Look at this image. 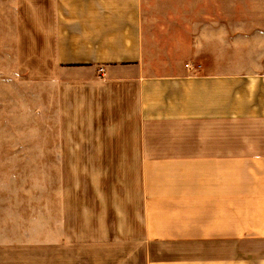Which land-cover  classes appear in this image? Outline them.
<instances>
[{"label":"crops","instance_id":"obj_1","mask_svg":"<svg viewBox=\"0 0 264 264\" xmlns=\"http://www.w3.org/2000/svg\"><path fill=\"white\" fill-rule=\"evenodd\" d=\"M22 1L41 165L138 185L141 235L101 228L89 263L264 264V0Z\"/></svg>","mask_w":264,"mask_h":264},{"label":"rangeland","instance_id":"obj_2","mask_svg":"<svg viewBox=\"0 0 264 264\" xmlns=\"http://www.w3.org/2000/svg\"><path fill=\"white\" fill-rule=\"evenodd\" d=\"M22 2L0 0V264H91L87 257L101 249L83 242L98 240L101 228L115 231L118 224L125 238L141 235V201L132 198L138 185L130 182L133 169H123L118 181L115 169L107 176V169L41 165L38 148L50 143L43 140L51 129L50 103L44 97L42 120L35 56L18 50L31 25ZM54 222L75 225V247L60 244L52 253Z\"/></svg>","mask_w":264,"mask_h":264}]
</instances>
